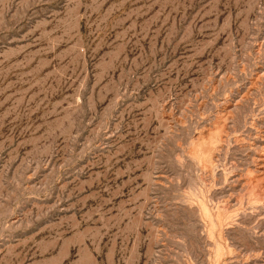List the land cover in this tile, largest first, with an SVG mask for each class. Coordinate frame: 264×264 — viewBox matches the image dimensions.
<instances>
[{
    "label": "rangeland",
    "instance_id": "1",
    "mask_svg": "<svg viewBox=\"0 0 264 264\" xmlns=\"http://www.w3.org/2000/svg\"><path fill=\"white\" fill-rule=\"evenodd\" d=\"M263 157L264 0H0V264H264Z\"/></svg>",
    "mask_w": 264,
    "mask_h": 264
},
{
    "label": "bare ground",
    "instance_id": "2",
    "mask_svg": "<svg viewBox=\"0 0 264 264\" xmlns=\"http://www.w3.org/2000/svg\"><path fill=\"white\" fill-rule=\"evenodd\" d=\"M220 131V130H219ZM206 132H208V131H206ZM218 132V129H217V131L215 132V133H217ZM213 133V132H212ZM219 133V132H218ZM221 134L219 135H217L216 134V136L214 137L215 138V140L216 139H218V138H216L217 136H219V139L216 141V142H214L215 140H211L212 142H214V143H211V141H210V144L208 143V145L206 144L205 146V149H202V152H201V150H200V152H196V151H194L193 152V157L194 158H196L199 162H201V163H203L204 164V166L206 167V168H212L211 166H212V164H214V162H215V160L213 159L214 158V154H212V153H214V149H216L217 147H219V145H220V143L224 140L223 139V137H222V131L220 132ZM226 133V132H225ZM202 134H204V133H201V135H198L199 137H197L198 138V143H197V146H201V144H200V140H202L200 137H202ZM205 135V134H204ZM226 135H227V133H226ZM224 136V135H223ZM205 137V136H204ZM228 139V138H227ZM196 141V142H197ZM196 142H195V144H196ZM202 142H204V141H202ZM223 143H224V141H223ZM205 144V143H204ZM222 144V143H221ZM193 147V146H192ZM191 147V148H192ZM199 148V147H198ZM202 148H204V146L202 147ZM193 149V148H192ZM196 149V148H195ZM199 149H201V148H199ZM198 150V149H197ZM203 150H204V152H203ZM208 152V153H205V152ZM216 153V152H215ZM262 157V156H261ZM264 158V157H263ZM194 160V159H193ZM216 165V164H215ZM262 167V166H261ZM257 169V168H256ZM263 168H260L259 169V171H261ZM258 171V170H257ZM257 171L255 172L256 174H257ZM253 172V171H252ZM251 172V173H252ZM250 174V173H249ZM255 174V175H256ZM262 174H263V172H262ZM252 175V174H251ZM259 175V174H258ZM253 176V175H252ZM250 176V180H248V181H250V182H248L249 184H247L248 186L250 185V183H251V185L250 186H252L251 188H252V193L254 192V194H255V196L256 197H259L258 198V201H262V200H260V198L262 199V195L264 194V191H262L263 189H260V187H257V186H259L258 185V183L256 184V178L253 176ZM258 177V176H257ZM263 177V176H262ZM262 177H261V180H262ZM259 178V177H258ZM241 179V178H240ZM242 180V179H241ZM244 180V179H243ZM245 180H247V179H245ZM260 179H259V181L260 182H264V181H261ZM238 181V180H237ZM245 182V181H244ZM261 183V184H262ZM255 184V185H254ZM245 185V184H244ZM263 185V184H262ZM247 189V188H246ZM250 189V188H249ZM248 189V190H249ZM202 192V191H201ZM249 193H251V189H250V191H248ZM254 196V195H253ZM193 197V196H192ZM188 198H190V197H188ZM254 198V197H253ZM253 198H252V201L251 202H254L253 201ZM204 200V199H203ZM226 200V199H225ZM237 200V199H236ZM255 200V199H254ZM205 201V200H204ZM227 201V200H226ZM225 201V202H226ZM202 202V201H201ZM203 206H204V204L205 203H201ZM256 204H257V202H256ZM206 205V204H205ZM251 205H253V204H251ZM203 206H202V209H203ZM219 207V206H218ZM227 207V206H226ZM226 207H225V209H226ZM229 207V206H228ZM207 208V207H206ZM206 208H205V210L203 209V213L205 212V216H208V217H210V220H211V227H212V229L214 230V228H216V227H214V225L216 226V224H214V222H213V220H212V212L210 213L209 211H208V209L206 210ZM222 208V207H221ZM221 208H219V209H221ZM246 208V207H245ZM223 209V208H222ZM225 209H223V211L225 210ZM229 209V208H228ZM227 209V210H228ZM238 209V208H237ZM212 211V210H211ZM221 211V210H220ZM217 212H219V211H217ZM224 212H227V211H224ZM224 212L222 213V211L221 212H219L220 214L218 215V213H217V215L218 216H220L221 214L223 215L224 214ZM232 212H235V211H232ZM230 213V216H231V214H233L234 215V213ZM235 214H236V212H235ZM215 214H213V216H214ZM225 216H226V214H225ZM229 216V217H230ZM215 217V216H214ZM217 217V216H216ZM215 217V218H216ZM220 217H222V216H220ZM229 217L228 218H226V217H224V218H226V219H228L229 220ZM231 217H233V216H231ZM231 217H230V219H231ZM218 218V217H217ZM220 219V218H219ZM218 220V219H217ZM224 220H222V222H223ZM218 222V221H217ZM237 222V221H236ZM218 225H219V222L217 223ZM221 224V223H220ZM219 226H221V225H219ZM218 226V227H219ZM210 225H209V231H210ZM220 231V230H219ZM221 232V231H220ZM210 233H212L211 231H210ZM213 235V234H212ZM214 236V235H213ZM221 237V236H220ZM216 242H217V240H216ZM221 242V241H220ZM216 245V249H217V253H216V255H217V257H219V260H220V258H221V256H222V250H223V248L221 249V244L220 243H216L215 244ZM229 247V246H228ZM216 251V250H215ZM224 252V251H223ZM235 252V251H234ZM216 257V259H218Z\"/></svg>",
    "mask_w": 264,
    "mask_h": 264
}]
</instances>
